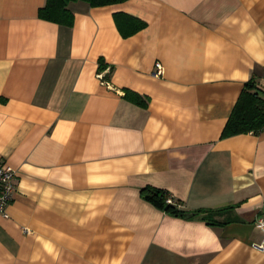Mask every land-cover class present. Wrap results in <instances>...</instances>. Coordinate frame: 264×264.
I'll return each mask as SVG.
<instances>
[{
	"label": "crops",
	"instance_id": "obj_1",
	"mask_svg": "<svg viewBox=\"0 0 264 264\" xmlns=\"http://www.w3.org/2000/svg\"><path fill=\"white\" fill-rule=\"evenodd\" d=\"M44 4L0 0V264H264V127L221 137L244 83L264 88V0L76 1L71 26ZM114 13L145 26L123 37Z\"/></svg>",
	"mask_w": 264,
	"mask_h": 264
},
{
	"label": "trees",
	"instance_id": "obj_2",
	"mask_svg": "<svg viewBox=\"0 0 264 264\" xmlns=\"http://www.w3.org/2000/svg\"><path fill=\"white\" fill-rule=\"evenodd\" d=\"M82 1L91 7L120 3L126 0H45V4L38 9V17L64 26H71L73 13L68 8L70 2ZM115 24L123 37L132 35L145 26V22L124 13H114ZM106 66L99 62V71ZM124 98L140 107L146 106L147 99L129 90H125ZM264 127V88H260L253 78L244 83L241 93L236 100L221 137L239 133L251 132L257 134ZM140 196L157 208L171 215L184 219L199 217L209 225H222L225 222L212 217V209L186 210L180 208L179 200L174 199L168 191L152 186L140 188ZM168 199L170 202H168Z\"/></svg>",
	"mask_w": 264,
	"mask_h": 264
},
{
	"label": "built area",
	"instance_id": "obj_3",
	"mask_svg": "<svg viewBox=\"0 0 264 264\" xmlns=\"http://www.w3.org/2000/svg\"><path fill=\"white\" fill-rule=\"evenodd\" d=\"M163 73V67L159 62H155V68L152 72L153 76H161ZM15 172L14 170L4 162H0V215L7 218L8 214L6 206L11 200L12 194L15 189ZM168 202L170 200L168 199ZM258 226L264 232V221L259 220ZM260 250L264 249V238L261 244L255 245Z\"/></svg>",
	"mask_w": 264,
	"mask_h": 264
}]
</instances>
